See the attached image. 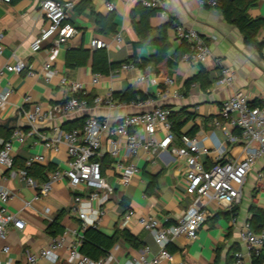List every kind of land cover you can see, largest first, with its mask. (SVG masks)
I'll list each match as a JSON object with an SVG mask.
<instances>
[{
  "label": "crops",
  "instance_id": "0c3cea01",
  "mask_svg": "<svg viewBox=\"0 0 264 264\" xmlns=\"http://www.w3.org/2000/svg\"><path fill=\"white\" fill-rule=\"evenodd\" d=\"M40 1L0 0V46H3L0 65L13 62L14 54L31 64L36 71L34 75H28L27 72L7 73L2 79V84L11 86L14 93L9 103L0 107V140H13L17 162L14 168L6 170L3 176L0 175V183L19 190L20 197L10 201L9 209L18 213L26 222L24 230L8 227L7 242L12 248L14 264H24L27 252L46 247L52 239L63 234H66L69 244L74 239V231L80 232L86 228L82 229L83 221L71 207L74 194L85 196L87 189L82 187L76 193L66 181H61L55 184L54 190L48 196L35 199L37 189L21 183L17 173L24 161L35 154L43 153L47 156V167L65 168L68 165L66 145L59 143L58 149H45L31 125L19 114L21 107L31 109L34 104H41L45 109L51 110L62 104L70 95L69 86L61 82L62 77L71 82H81L86 94L91 97H114L115 93L132 88L148 95L149 98L121 104L114 110L91 104L90 107L72 115L62 116L55 113L47 123L38 127L39 131L52 136L54 124L70 130L81 126L87 116L107 119L110 124H117L125 114L150 111L158 105L165 106L179 113L184 122L182 133L195 129L194 135L209 148V153L202 155L206 168H210L220 156L225 159H243L246 155L239 128L220 117L223 101L235 92L243 91L248 95L251 104L259 105L264 102V45L259 49L247 43L241 31L225 18L222 11L216 7L202 6L199 0H163V7L149 18L154 36L166 32L170 43L167 52L170 62L164 60L159 65L150 62L141 68L129 61L132 67L123 69L119 66L108 75L93 70L97 51L91 47L94 39L107 42V47L103 49L112 63L133 57L149 61L157 54L158 48L154 44L145 47L135 45L140 40L132 18L137 3L133 0H91L90 5L83 7L82 0H68L75 3L70 22L76 26L78 34L60 46L52 65L56 73L48 81L42 70L49 54L48 49L38 52L31 49L32 41L48 22L40 9ZM108 2L114 4L113 11L108 9ZM111 14L114 15V30L110 29L111 22H107ZM248 15L254 19H264V0H259L255 6L249 8ZM141 19V13L136 12L135 21L139 22ZM174 22L198 31L206 40L210 56L204 63L196 64L181 59L188 50V45L186 41L176 37ZM118 33L123 36L122 42L115 38ZM257 39L264 41V25ZM70 52L74 58L72 66L67 65ZM223 66L235 73V81L230 86L216 85ZM202 70L209 81L207 87L203 88L200 81L187 84L189 80L198 77ZM141 76H145V80H139ZM166 77L175 80L173 89H177L181 97L164 96ZM154 78L157 79L156 83L152 82ZM160 85L165 87L163 91ZM15 117H18V120H15ZM217 121L220 122L219 125ZM18 127L25 134L23 142L14 138ZM162 135L161 132L158 133L159 138ZM230 136L236 137L238 141H231ZM175 144H181L177 137ZM106 149L105 143L103 171L114 191L104 204L100 205L98 200L93 201V209L100 208L103 211L95 225L108 236H113L118 229H127L138 238L140 247H133L120 236L110 249L109 255L113 257L110 264H125L129 259L137 257L145 245H149L154 253L160 249L153 235L137 221L140 215L156 216L162 224L171 225L189 209L196 197L187 193L186 157L165 151L151 159L145 151H141L132 159L138 165L139 172L130 184L122 186ZM35 177L42 181L38 174ZM154 180L155 188L150 187ZM26 201H30V205H26ZM236 206L237 214L232 215L230 210L233 206L216 201L209 202L206 208L210 215L206 224L201 227L198 237L189 240L181 236L172 243L175 261L182 264H233L234 252L245 250V245L239 237V228L252 216L253 207L264 211V156L258 158L250 169L243 186L242 199ZM47 209L54 219L60 217L59 223L63 232L55 235V229H49L51 222L47 219ZM130 212L133 213L132 219L127 225H122L124 215ZM218 213L219 216L213 218ZM94 216L89 212V219ZM66 258L67 251L63 250L57 264H65ZM6 259L7 255L0 251V260ZM37 264L49 263L40 259Z\"/></svg>",
  "mask_w": 264,
  "mask_h": 264
},
{
  "label": "built area",
  "instance_id": "2783aa9c",
  "mask_svg": "<svg viewBox=\"0 0 264 264\" xmlns=\"http://www.w3.org/2000/svg\"><path fill=\"white\" fill-rule=\"evenodd\" d=\"M11 2V0H4ZM147 7H163V0H133ZM202 6L216 7L217 0H199ZM108 9L114 10L112 2L107 3ZM75 3L68 0H41L40 9L47 19V25L40 34L32 41L31 49L38 52L48 49L49 54L43 65V76L51 80L56 71L52 69L59 48L78 34L76 26L70 22ZM176 37L186 41L188 50L183 54L182 60L192 61L196 64L204 63L210 56V48L201 34L178 22H174ZM118 42L123 41V36L118 33L115 36ZM94 49L107 47V42L94 39L91 42ZM3 54V46H0V56ZM14 61L0 65V107L9 103L14 89L9 85H3L2 79L7 73L28 75L36 74L34 67L24 59L13 54ZM220 64L221 62L218 61ZM132 67L130 63H123L121 68ZM98 76V75H97ZM235 73L228 67H222L221 76L216 85L230 86L235 81ZM139 80H145L141 76ZM61 82L68 85L69 97L58 107L45 109L41 104H34L31 109L21 107L20 116L31 125L39 140L43 142L45 149H58L59 143H64L67 148L68 165L65 168L47 167L48 158L45 154H35L24 161V165L17 170L18 178L27 187L37 189L35 199L48 196L55 184L66 181L71 189L77 193L80 188L87 189L85 196L74 194V203L71 210L83 221V228L88 225L96 226V222L103 213L99 208L94 210L92 203L98 200L100 205L104 204L110 193L114 191L112 185L104 175L103 163L104 145L107 144L106 152L111 158L116 171L119 174V182L122 186L130 184L134 176L139 172V167L132 161L141 151H145L151 159L160 152L171 151L176 156H184L187 159L188 179L187 193L194 195L192 205L189 209L171 225H164L152 215H140L137 221L148 230L160 249L154 253L149 245L140 251L137 257L129 259L125 264H182L175 261V255L168 249V244L177 238L185 236L189 240L198 237L201 227L209 218L206 205L216 201L223 205L234 206L238 204L243 196V186L246 182L250 169L256 160L264 156V102L252 105L248 95L243 91L235 92L231 97L223 101L220 108V117L228 121L232 126L239 128L241 137L246 148L243 159L217 158L215 163L206 168L202 155L209 153V148L201 139L194 135L184 134L181 144H175L176 135L173 131L170 118L171 108L156 106L150 111L141 113L125 114L117 124H110L107 119H99L95 116L84 118L81 126L70 130L63 129L60 125L52 126L53 135L49 136L38 130L40 125L47 123L55 113L62 116L75 114L83 109L95 106H105L114 110L124 104L112 95H97L90 101L86 97L81 82H71L62 77ZM153 83L157 79L152 80ZM165 97H181L177 89H173L175 80L171 77L165 78ZM28 100V99H26ZM218 125L219 121L216 122ZM163 135L159 138L158 133ZM23 142L25 134L21 128L14 132V138ZM231 141H238L236 137L230 136ZM12 139L0 140V175L6 170L15 167V156ZM219 143L218 147L220 148ZM36 165L45 166L44 179L39 181L31 174L30 170ZM15 197H20L19 190L12 189L0 183V251L7 255L5 261L0 264H14L11 245L7 242L8 227L16 230H24L25 220L9 209V203ZM30 205V201H26ZM89 212L95 216L89 219ZM49 222L54 221L50 210H46ZM133 213L124 215L122 225H127L132 219ZM74 239L68 244L67 236L63 234L55 237L48 246L37 251L27 252L24 264H37L40 259H45L49 264H57L61 259L63 250L67 251L65 264H110L113 260L111 255L94 260L81 252L83 231L73 232ZM239 237L245 245V250H237L233 254V264H264L255 262L264 250V227L256 232L251 223L246 220L239 228Z\"/></svg>",
  "mask_w": 264,
  "mask_h": 264
},
{
  "label": "trees",
  "instance_id": "16d2710c",
  "mask_svg": "<svg viewBox=\"0 0 264 264\" xmlns=\"http://www.w3.org/2000/svg\"><path fill=\"white\" fill-rule=\"evenodd\" d=\"M218 5L217 8L222 11L225 18L235 25L241 33L244 35L245 40L247 43H250L259 49L262 48L264 45V41H258L257 36L259 34V31L261 30L262 26L264 25V19H254L248 15L249 8L255 6L259 0H217ZM83 7L90 5L91 0H82ZM160 8L156 7H147L144 6L142 3H137V6L135 10L132 12V18L134 19V27L135 30L140 38L138 42H136V46L145 47L151 44H154L157 46L158 51L155 56H153L149 61L145 60H138L135 57L126 59L121 62L112 63L109 61L106 50L103 48H97L96 55L94 56V62H93V70L94 72H98L101 74H110L113 70L121 66L123 63H129V61H133L135 65H138L141 68H144L147 66L150 62H153L155 65H159L164 60H167L170 62L167 52L170 49V43L167 39L166 32L163 31L161 34L154 36L153 35V29L150 26L149 18L150 16L156 14ZM113 11V10H111ZM139 12L142 15V19L139 22L135 21V13ZM111 22V30L115 29L114 24V15L111 14V16L108 17L107 22ZM98 22L101 24V20L98 19ZM105 33V29H102ZM73 53V52H72ZM181 55L178 56L180 58ZM74 62L73 55L68 56L67 59V65L72 66ZM78 63V62H76ZM162 80V79H160ZM195 81H200L202 87H207L209 84V81L207 79V75L205 74L204 70L200 73V75L194 79H191L187 82V84H191ZM162 82V81H161ZM162 91L165 89L162 85H160ZM86 97L91 101L93 97L86 95ZM114 98L117 99L121 103H130L132 101H144L149 98L148 95H145L139 91H135L132 88L127 89L125 92L122 93H115ZM253 105V104H252ZM170 118L172 120L173 125V131L178 139V141H181V138L184 134L187 135H194L196 133V130L193 129L191 131H188L187 133H182L181 129L184 125V122L181 120V117L179 116V113L173 111L171 109V115ZM104 158L101 159L102 163ZM16 160H14V163L16 164ZM24 164H22L23 166ZM31 174L35 175L38 174L39 178L43 180L44 177V168L39 165L34 166L30 170ZM156 187V181H152L150 184V187ZM238 207L234 205L231 210L230 214L235 215L237 214ZM252 216L248 219V221L251 223L252 228L254 231L259 232L264 227V211L259 208H252ZM219 216V213L216 214L213 218H217ZM60 217L54 219L53 222L50 223L49 229L53 231V233L56 235L58 233L63 232V229L60 226L59 223ZM122 236L124 239L130 243L133 247H140V242L136 236H134L130 231L127 229L123 230H117L116 233L113 236H108L104 233H102L96 226H90L86 227L83 231V238H82V244H81V252L85 255L89 256L90 258L94 260H99L107 255H109L110 249L113 247V245L118 241L119 237ZM172 243L168 244V249L173 252L174 250L171 248ZM264 260V250L262 251V254L258 260L255 262L260 263Z\"/></svg>",
  "mask_w": 264,
  "mask_h": 264
},
{
  "label": "water",
  "instance_id": "95a60500",
  "mask_svg": "<svg viewBox=\"0 0 264 264\" xmlns=\"http://www.w3.org/2000/svg\"><path fill=\"white\" fill-rule=\"evenodd\" d=\"M15 120H18V117H15Z\"/></svg>",
  "mask_w": 264,
  "mask_h": 264
}]
</instances>
